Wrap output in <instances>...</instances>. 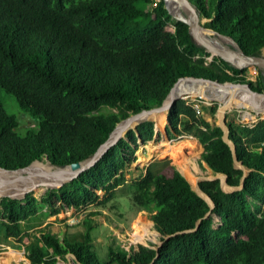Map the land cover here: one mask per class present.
<instances>
[{
    "label": "trees",
    "instance_id": "1",
    "mask_svg": "<svg viewBox=\"0 0 264 264\" xmlns=\"http://www.w3.org/2000/svg\"><path fill=\"white\" fill-rule=\"evenodd\" d=\"M191 1L215 39L220 40L216 33L227 35L247 55H262L264 0ZM208 56L193 41L189 26L174 19L162 1L0 0V92L12 95L37 123L20 130L0 96V167L17 170L46 159L57 165L83 161L118 122L161 106L181 77L247 82V69L218 56L208 61ZM258 71V85L252 88L264 92V73ZM167 119L171 139L193 135L203 146L200 164L226 175L229 185H241L244 169L221 128L185 99L173 104ZM227 126L247 175L233 192L224 191L220 179L201 180L212 209L176 166L169 171L149 166L131 181L132 205L152 211L159 245L110 248L108 259L101 260L94 224L87 218L81 240L50 229L33 232L27 262L21 264H60L68 255L74 264H264V119L252 125L230 120ZM154 134V121L143 122L63 187L40 197L0 198V245L18 238L21 223L43 209L55 215L60 204L80 209L104 203L100 191L111 196L126 183L125 169L136 159L139 136L146 143ZM141 222H135V231ZM142 224V232H149L148 223Z\"/></svg>",
    "mask_w": 264,
    "mask_h": 264
},
{
    "label": "rangeland",
    "instance_id": "2",
    "mask_svg": "<svg viewBox=\"0 0 264 264\" xmlns=\"http://www.w3.org/2000/svg\"><path fill=\"white\" fill-rule=\"evenodd\" d=\"M160 1L155 0L157 3ZM206 35L209 38L215 39L212 33L206 32ZM215 40L218 41L217 39ZM227 44L228 46L232 45L231 41H227ZM224 45L226 44L224 43ZM262 53L264 54V49ZM207 60L211 61V56H208ZM245 69H247L246 74H244L247 78L246 83L251 82L256 87L258 85V68L250 66ZM185 94H189L184 96L187 97L185 100L189 104H192L214 128H220L222 124L221 107L223 105L199 98L190 91L185 92ZM0 96L6 111L15 115L20 130L36 126V120L18 106L12 95L1 91ZM213 109H215L214 112ZM163 113H166L165 125L162 129L159 127L156 128L155 124L157 122L154 118L156 116L152 117L155 127L153 139L146 143L138 140L139 145L135 152L136 159L125 169L127 181L124 185L116 188L111 193V196H109V193L106 194L107 197L109 196L108 200L106 199L105 193L100 191V200L104 201L102 204L95 202L80 209L68 208L60 204L61 210L55 215H50L47 209L39 211L34 217L21 223L22 233L18 238H10L6 243L0 245V260L5 258L4 260L6 261L10 258L9 264L27 262L25 257L26 246L32 239L31 234L38 229H50L53 232L59 233L62 238L67 236L71 241L81 240L82 232L86 230V226L83 223L87 218L92 220L94 224L92 235L101 260L108 259L107 255L110 248L119 250L124 247L129 248L131 245L136 244L149 245L150 242L159 245V235L153 228V222L151 220L152 211L148 208H135L132 205L129 187L131 181L144 173L149 166H152L157 171H169L171 166H176L190 180L195 189H197V185L201 180L215 176L206 164H200L203 147L196 137L190 134H183L171 139L167 135L168 113L164 111L159 114L161 115ZM223 113L225 114L226 123L227 121L235 120L237 123L252 125L264 119V109L260 106L244 107L232 104ZM173 148L175 149L173 150ZM175 150L178 152L177 155L175 154ZM42 163H45V161H42ZM50 168L51 170L48 173L58 170L51 165ZM45 189L44 186H41L33 189L30 193L40 197ZM215 219L219 221L218 217H215ZM139 221L148 223L150 231L145 234L142 232L141 227L143 222L140 223V226L135 231L134 224ZM140 233L144 235L139 240H134L133 238H135L136 234L140 235ZM11 252H14V255H11ZM60 264H74V257L68 255L66 260H60Z\"/></svg>",
    "mask_w": 264,
    "mask_h": 264
},
{
    "label": "water",
    "instance_id": "3",
    "mask_svg": "<svg viewBox=\"0 0 264 264\" xmlns=\"http://www.w3.org/2000/svg\"><path fill=\"white\" fill-rule=\"evenodd\" d=\"M161 1L165 3L168 12L174 19L182 21L189 26L193 41L197 45L202 46L208 53H210L211 58H213L214 56H218L223 60L231 63L238 69H245L247 67L254 66L255 68L261 69L264 73L263 53L262 55H247L241 48L240 44L235 39L221 33H216L220 38V40L217 39L218 41L209 38V36L206 35V32L213 33V31L207 29L203 25L206 19L201 18L199 11L197 10V8L195 7V5L191 0H161ZM223 41L226 42L231 41L232 45L230 46L224 45ZM183 80H191L197 82L198 85L192 90L195 96L202 99L220 103L221 105H225L226 103H228L230 99V92L227 90L226 91L223 90V88L225 87H232L233 89V87L245 86L246 90L250 91L252 94L256 96H261V95L264 96V92L254 90L252 88L251 83H241V82L235 83L230 81L220 82L219 80H212V79H207L203 77H194V76L181 77L174 84V86L168 93L167 97L165 98L161 106L154 107L152 109L143 110L138 114L130 115L127 118L118 122L115 128L110 133L108 139L104 143H102V145L96 150V152L92 156L88 157L83 161H77L66 165L53 164L48 159H46L45 163H49L51 166L56 167L59 170L52 173L47 172L45 175L44 174L37 175L35 176V178H31V177L24 178L25 181H23L22 183H15V185L10 186L8 189L0 188V198L10 197L13 199L22 200L26 198V196L33 189H37L41 186H44L46 188L44 191L45 193L48 189H59L64 185H66L67 183L71 182L72 180L76 179L82 173H84L92 166H94L104 156V154L108 152V150L112 146H114L121 138L125 137L129 129H135L137 125L152 120V117L154 115H157L164 111L168 113L171 107L173 106V104L177 100L186 99L187 97L182 96V93H180L178 88V85ZM155 127L156 128L158 127L157 124H155ZM220 128L224 131L223 139L230 145L236 163L239 165V167L244 169V176L242 177L241 185L238 187L229 185L227 182V176L224 174L219 175V177L209 178V180L220 179L222 182V189L226 192H233L243 187L244 179L246 178L247 175V170L243 166L242 162H240L237 159L236 145L229 137V128L227 126L224 113L222 114V124ZM122 130L123 133L121 132ZM166 133L168 135L167 129H166ZM139 139L141 140L140 136ZM32 164H30L29 166H31ZM203 164L206 163L204 162ZM27 167L17 170H10L3 167H0V169L7 172H17ZM195 190L200 196H202L204 199L208 201L212 209L214 207V203L212 199L209 197L207 193H205L200 188L199 184L197 185V189ZM211 214L212 212L209 211L205 217H209ZM215 217H218L220 219V216L216 214ZM200 221L201 220L197 222V226H199ZM156 233L160 235L159 232L156 231Z\"/></svg>",
    "mask_w": 264,
    "mask_h": 264
},
{
    "label": "bare ground",
    "instance_id": "4",
    "mask_svg": "<svg viewBox=\"0 0 264 264\" xmlns=\"http://www.w3.org/2000/svg\"><path fill=\"white\" fill-rule=\"evenodd\" d=\"M197 85H198L197 82H194L191 80H183L178 85V88H179L180 93H182V96H183V94H185V92H189V91L193 92L192 90ZM223 90L224 91L227 90L230 92V99H229L228 103H226L225 105H223L221 107V116H222L223 112L229 106H232V104H235L237 106H244V107L260 106L264 109V96L263 95L256 96V95L252 94L250 91L246 90L245 86H237V87H233V89H232V87H225V88H223ZM154 116H156L154 118L156 119L158 127L160 129H162L163 126L165 125V122H166V113H163L161 115L160 114L154 115ZM121 132L123 133V130ZM176 146H178V145H176ZM174 149L175 148H173V150ZM165 153H166V151H165ZM175 154L176 155L178 154V152L176 150H175ZM57 169L58 168H56V170ZM50 170H51L50 165L47 163L46 164L42 163L41 161L34 162L31 166H29L25 169H22L20 171H17V172H7V171L0 169V188L1 189H8L10 186L15 185V183H22L23 181H25L24 178H27V177L28 178L29 177L35 178V176L43 175V174H45V172L47 173ZM142 236H143V233H140V235L136 234L135 238H133V239L139 240ZM11 255H14V252H11ZM4 259L5 258H2L0 260V264H9L10 258L7 259L6 261Z\"/></svg>",
    "mask_w": 264,
    "mask_h": 264
},
{
    "label": "crops",
    "instance_id": "5",
    "mask_svg": "<svg viewBox=\"0 0 264 264\" xmlns=\"http://www.w3.org/2000/svg\"><path fill=\"white\" fill-rule=\"evenodd\" d=\"M203 147V146H202ZM140 159V158H139ZM215 177H219V175H215L214 177H211V178H215ZM209 180V179H208ZM221 185H222V182H221Z\"/></svg>",
    "mask_w": 264,
    "mask_h": 264
}]
</instances>
